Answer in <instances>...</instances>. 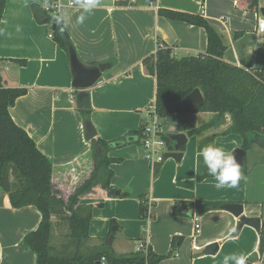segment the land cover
<instances>
[{
	"label": "crops",
	"instance_id": "0c3cea01",
	"mask_svg": "<svg viewBox=\"0 0 264 264\" xmlns=\"http://www.w3.org/2000/svg\"><path fill=\"white\" fill-rule=\"evenodd\" d=\"M50 3L62 5L61 14L70 15L73 24L81 12L69 6L73 0H7L0 28V59L4 86L27 90L10 114L53 163L55 188L69 196L93 170L92 146L84 139V117L90 118L97 137L104 141L123 138L151 120L162 135L187 137L185 149L180 148V162L168 159L154 168L139 145L109 153L116 161L111 166V186L128 197L108 198V192L96 188L82 199V205L93 206L90 246L101 249L111 237L110 248L116 256L139 253L146 244L155 255L167 257L160 264H223L224 256L233 253H243L248 260L258 253L259 260L253 264H264L260 235L252 227L241 228L239 219L222 208L242 205L246 217L264 219V150L252 144L246 151L241 170L247 180L236 188L218 190L214 178L199 181L206 168L200 155L205 145H223L235 152L243 149L244 140L231 132L229 114L219 121L214 113L154 116L157 81L143 67V61L158 50V42L179 58L208 51L206 31L161 17L159 9H166L202 15L221 34L227 64L247 72L264 70V35L258 32L259 20H264V0H259V12L242 10L234 0H136L133 6L102 0V6L83 25L66 29L85 67L109 65L86 92L91 96L89 114L77 108L69 54L53 40L50 26L40 25L34 18L32 5ZM19 61L27 63L23 66ZM194 130L198 132L189 136ZM172 144L168 152L175 151L176 143ZM203 202L223 206L202 215L173 214L177 203L196 206ZM41 220L34 207L13 209L8 194L0 190V264H37V256L28 250L24 238ZM53 222L55 227L56 220ZM196 222L200 224L197 235ZM215 245L218 252L207 254Z\"/></svg>",
	"mask_w": 264,
	"mask_h": 264
},
{
	"label": "trees",
	"instance_id": "16d2710c",
	"mask_svg": "<svg viewBox=\"0 0 264 264\" xmlns=\"http://www.w3.org/2000/svg\"><path fill=\"white\" fill-rule=\"evenodd\" d=\"M234 1H237L242 10L259 12V0ZM6 4L7 0H0V28ZM46 5L51 7L52 4ZM117 5L125 6L127 3L117 1ZM45 6L32 5L34 18L40 25H48L51 29L54 27V30H50L53 40L69 54V48L73 46L68 32L66 30L63 34L59 33L52 21L54 13L50 9L46 10ZM158 13L168 20L204 29L208 37V51L196 57L179 58L174 56L172 49L158 42L156 53L143 61L145 74L153 76L157 81L155 115L165 118L175 113H214L219 121L225 114H229L233 120L231 132L242 136V148L248 151L256 136L264 138V70L247 72L227 64L224 61L227 47L221 34L202 15L166 9H159ZM238 36L240 35L235 38ZM2 63L0 59V190L8 194L13 209L34 207L40 212L42 220L38 228L24 238L28 250L37 256V264H99L103 258L107 264H160L167 257L157 256L151 249L147 253L139 252L128 256H116L111 248L104 245L101 246L103 250L89 249L92 241L89 228L93 206L81 204L82 199L91 195L96 188L105 192L112 189L111 166L116 161L109 157V153L129 145L143 148L147 123L138 131L114 141H104L98 137L92 140L93 170L89 178L68 196L54 187L53 163L38 150L28 133L18 127L11 117L10 109L19 98L27 94V90L4 86ZM18 63L24 66L27 62ZM195 90L201 91L204 105L187 110L181 108L179 103ZM75 95L77 98V91ZM197 132L198 130L191 131L189 136ZM162 138L168 148L173 149L169 136L162 135ZM184 149L185 146H182L181 150ZM208 178L214 177L205 168L199 181ZM127 197L126 193L120 196ZM221 206L223 205L211 202L196 206L177 203L173 214L202 215ZM54 219L65 223L69 228V233L63 237L59 246L51 243ZM112 225L115 226V222ZM260 238V252L263 253L264 231Z\"/></svg>",
	"mask_w": 264,
	"mask_h": 264
},
{
	"label": "water",
	"instance_id": "95a60500",
	"mask_svg": "<svg viewBox=\"0 0 264 264\" xmlns=\"http://www.w3.org/2000/svg\"><path fill=\"white\" fill-rule=\"evenodd\" d=\"M262 15L264 17V9H262ZM54 30V27L52 28ZM69 59L74 75V81L72 87L77 91V108L79 111L88 112L92 109L91 96L86 93L92 89L101 79L103 73L109 68L108 64H101L96 67H85L78 59L77 53L73 47L69 48ZM180 107L187 110L190 108L201 107L204 105V97L200 90L193 91L183 101L179 103ZM84 139L86 142H91L97 137L95 127L90 122V118L84 117L83 122ZM174 143H176L175 151L165 153V160L174 159L180 162L183 157V153L180 148L186 144L187 137L185 135H171L169 137ZM252 144L257 145L264 150V139L256 136L252 140ZM247 152L244 149H238L234 152V156L238 164L244 167ZM108 198L120 197L121 192L111 189L107 193ZM223 210L230 212L240 221V227L249 226L252 227L259 235L264 231V219L262 218H248L244 215V207L238 204L224 205ZM116 230V229H114ZM105 247H112V238L110 237L105 243ZM206 250L207 254L214 255L218 252V245H215L213 249ZM259 260L258 253H254L248 260V264H253ZM100 264V263H99Z\"/></svg>",
	"mask_w": 264,
	"mask_h": 264
},
{
	"label": "clouds",
	"instance_id": "9594fccd",
	"mask_svg": "<svg viewBox=\"0 0 264 264\" xmlns=\"http://www.w3.org/2000/svg\"><path fill=\"white\" fill-rule=\"evenodd\" d=\"M76 7L81 9L80 14L75 18V22L67 13L53 14L52 21L56 25L59 33L63 34L70 25H83L85 20L93 13V10L102 6V0H73ZM17 27V31H19ZM2 31V30H0ZM208 174L216 180L215 187L219 189L236 188L242 180L247 177L242 173V167L237 163L234 151H228L223 145H205L200 152ZM248 256L240 254H230L223 258V264H247Z\"/></svg>",
	"mask_w": 264,
	"mask_h": 264
},
{
	"label": "built area",
	"instance_id": "2783aa9c",
	"mask_svg": "<svg viewBox=\"0 0 264 264\" xmlns=\"http://www.w3.org/2000/svg\"><path fill=\"white\" fill-rule=\"evenodd\" d=\"M117 1H124L125 3L131 6L136 4V0ZM69 6L73 8L75 5L74 3H70ZM45 7L46 10L50 9L54 14H61V12L63 11V7L59 3H52L51 7H49V5H46ZM258 32L264 35V20H259ZM143 149L145 151V160L150 164L152 168H154L156 165L162 164L165 161L164 155L168 152V145L162 138V134L160 133L158 125L154 120L148 122L145 128L143 138ZM195 233L196 235L200 233L199 222H196L195 224ZM149 250L150 248L146 244H142L140 247V252L147 253ZM100 264H107L106 259L103 258Z\"/></svg>",
	"mask_w": 264,
	"mask_h": 264
},
{
	"label": "rangeland",
	"instance_id": "374dc122",
	"mask_svg": "<svg viewBox=\"0 0 264 264\" xmlns=\"http://www.w3.org/2000/svg\"><path fill=\"white\" fill-rule=\"evenodd\" d=\"M69 233V228L68 226L59 221L56 220L55 222V227L52 231V238H51V243L52 245H57L59 246L63 242V237ZM89 249H99V247L92 248L89 244ZM103 250V247L101 248Z\"/></svg>",
	"mask_w": 264,
	"mask_h": 264
}]
</instances>
